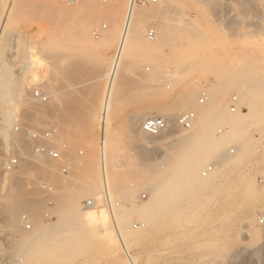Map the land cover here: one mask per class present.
<instances>
[{"label": "rangeland", "instance_id": "374dc122", "mask_svg": "<svg viewBox=\"0 0 264 264\" xmlns=\"http://www.w3.org/2000/svg\"><path fill=\"white\" fill-rule=\"evenodd\" d=\"M68 1L0 0V264H128L119 235L137 264H264V0L137 4L148 46L122 59L108 125L102 105L128 0ZM186 93L189 107L173 108ZM237 112L247 115L233 126ZM182 113L194 119L189 131ZM150 115L167 125L158 137L140 129ZM100 126L105 146L119 143L148 171H164L180 142L205 133L222 150L200 170L208 185L171 202L169 214L145 210L150 192L132 176L122 195L109 188V206ZM51 129V139L34 137ZM120 160L110 167L123 171ZM76 195L71 214L65 201ZM86 200L93 206L83 208ZM112 205L125 208L124 223L111 221ZM98 213L104 226L90 223Z\"/></svg>", "mask_w": 264, "mask_h": 264}, {"label": "bare ground", "instance_id": "6f19581e", "mask_svg": "<svg viewBox=\"0 0 264 264\" xmlns=\"http://www.w3.org/2000/svg\"><path fill=\"white\" fill-rule=\"evenodd\" d=\"M126 2H127L126 11H125L124 19H123L124 23H123L122 27L120 28L117 50H116V53L114 55L112 66L110 67V70H109L108 75H107L108 83H107V88H106V92L104 95L102 112H101L102 113V121H104L105 125L109 124V123L107 124V119H109L108 115L110 112L109 110H110L111 90H112L113 84L115 82V78H116L119 70H122V69H120L122 59L124 60V56L126 54H129V53L131 54V52L134 49L144 48V47H146V45L148 46V43L145 44V42L141 38L142 31H143V25H142V21L140 20V17H141L140 15L143 11L142 12L139 10L137 11V5H133L130 8L129 0ZM114 9H112V10H114ZM145 10L149 11V12L151 11V13H152V11H154V10H148L147 8H145ZM116 12H118V11H116ZM156 45L157 44L155 43L154 46H156ZM130 54L128 56H131ZM32 61H33V59H32ZM33 65H34V61H33ZM126 70H128V69H126ZM124 71L125 70H123V72ZM191 95L192 94H190V93L184 94L180 98L179 102L176 101L177 104L174 105L175 107H173V106L172 107L175 109H178V110L189 107L188 105H190L192 102L191 101V99H192ZM245 95H246L245 98L249 102L254 99L251 96L252 94L249 92H247V94H245ZM258 99H260L259 96H258ZM176 102H174V103H176ZM207 110H209V109H207ZM212 112L213 111H211V114H212ZM207 113H209V112H207ZM211 114H208V115H211ZM246 115H247L246 113H242V112H237V114L232 115V116L229 115V118H230V120L228 119L230 121L229 123L233 126H238L240 121H242V119L245 118ZM206 116H207V114H206ZM150 117H155V115H150ZM162 119H164L163 115H162ZM210 119H212L211 116H210V118L208 116V120H210ZM208 122L209 121H207V119H206L205 124L203 125L204 130L207 128V129H210V131H211L213 129V127L210 124V122L209 123ZM86 123H87V121H86ZM81 124H82V122L80 121V125ZM126 125H128V124H126ZM213 125H215V124H213ZM220 126H217V127H220ZM83 127H82V129H83ZM106 127H108V126H106ZM127 127H129V125ZM217 127H214V129ZM224 127H226V126H224ZM221 128H223V127H221ZM84 130H85V128H84ZM212 131H214V130H212ZM103 132H104V129H103ZM107 132H109V131H106V133ZM105 136H106V134H105ZM103 138H105V137H103ZM224 138L225 139L226 138L227 139H229V138L235 139V138H237V134H236V132H232V133L227 132ZM226 140H224V141H226ZM201 141H202L201 139H198L196 137L189 138L182 143L180 141H176V142H180L179 144H181L182 147L178 150L177 154L175 155V157L172 160H170V161L166 160L165 161L166 162L165 170L164 171H148V170H143V169L137 168V166L134 164V162L136 161V160L134 161V159H133L134 156L131 155L132 157H130V154H129V156L125 155L126 152H124V150L126 151L127 148L122 149L123 146L121 148V146L117 142H113L110 146L107 144L105 146V143L107 141L104 140V146L101 149V161H102L101 163H102V170H103L102 184H103L104 191L106 193V197L108 199L109 206L112 203L111 199L109 198V188H110V190L112 189V190L118 192L120 195H122V187H121L122 178L126 177V176H132L138 180V183H137L138 187H140V185H142V186L144 185V187L148 190V192H150V199L146 203V207H145V210L147 212H149L151 214H157L160 211L168 212V214L171 213V210L173 209V206L171 207V202H173V201L175 202L176 200H181V198H179V197L183 196L184 194H195L196 192H198L201 189H203L204 187H206L209 183V180H203L205 178L202 179L200 177L201 175H203V173L202 174H199V173H200V170H202L203 165L206 161L210 160L211 157H213L214 155L216 156L217 154H219V152H221V150H222L221 146H222L223 141L219 140V139H213V138L209 137L206 133L203 136L202 143H201ZM37 152H40V149H39V151L37 150ZM119 160L120 161L123 160V162L126 164V165L124 164L126 167H123L124 168L123 171L121 169H119V172L117 171L118 170V168H117V170H116L117 172H116L114 167L116 166V163L119 162ZM113 163H115L113 165L114 167L112 166L113 168H111L110 165ZM119 166L121 167L122 165H119ZM119 166H117V167H119ZM109 168H111V170L114 169V171L116 173L115 172L113 174L109 173V175H108L109 179L107 180V175H106L107 171L106 170L107 169L109 170ZM120 170L122 172H120ZM78 195L72 196L69 199L67 198L65 201L66 208L69 211V213H71V214L73 212H75L76 209L78 208V206L76 204V203H78V202H76L77 201L76 197H78ZM112 207H113V205L111 206V208ZM120 207L121 206L117 207L115 205L114 208H112V209L110 208V210H111L110 217L112 219L111 221H113L114 224H115V219H114L115 216L118 217L120 219V221L123 223L126 220V213L127 212L125 210H123L125 208L122 207L123 208L122 209ZM90 223L99 224L101 226H104L105 225V219H104L103 215L98 213V214H96L90 218ZM115 228H116V231L118 232L116 225H115ZM118 239H119L120 244L122 246V250L124 251V254L127 258L128 264H137L136 260L127 252L125 244H124L123 240L121 239L120 235H119Z\"/></svg>", "mask_w": 264, "mask_h": 264}, {"label": "built area", "instance_id": "2783aa9c", "mask_svg": "<svg viewBox=\"0 0 264 264\" xmlns=\"http://www.w3.org/2000/svg\"><path fill=\"white\" fill-rule=\"evenodd\" d=\"M150 1L153 2V3L155 2V0H129L130 8L133 5H137V4H141V5L148 4ZM68 3L69 4H72L73 3V0H69ZM103 28H104V26H103ZM94 36L95 37L98 36L96 32L94 33ZM153 36H154V31L153 30H150L148 32L149 39H152ZM33 96L38 101H41V102H44L45 101V98L42 97L40 95V93L37 92V91H35L33 93ZM230 102H231L230 111L231 112H234L235 111L234 103L236 102V98L235 97H232ZM178 124H179V126L183 130L189 131V130H191L193 128L194 119L191 116V114H189V113H182L178 117ZM140 129H141L142 132L148 134L149 136L158 137V136L162 135L166 131V123L161 118L150 117V118H147L146 120H144L141 123ZM56 133H57L56 129H51V130H48V131H41L38 134L34 135V137H43V138H49V139H51V138H53L56 135ZM99 138H100L99 139V144H100L101 149H102V147L104 145V139H103V128L101 129V126L99 128ZM61 148H65L64 145H62L61 147H57L55 149H52V150H50L48 152V155L51 157V159H53V160H60L61 159V153H60V149ZM9 169H10V167H8V170ZM67 170H68V166H65V167H63L61 169V172L62 173H66ZM205 175L206 174L203 173V176H205ZM92 206H93L92 200H86L84 202V204H83V208H89V207H92ZM22 220L23 221H26V217L23 216L22 217ZM263 222H264V219L262 218L260 220V223H263ZM25 229H30V225L27 224L25 226ZM19 262L20 261H11V262L9 261V263H11V264H18Z\"/></svg>", "mask_w": 264, "mask_h": 264}]
</instances>
